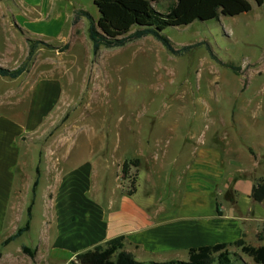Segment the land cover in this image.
Here are the masks:
<instances>
[{
	"label": "rangeland",
	"instance_id": "374dc122",
	"mask_svg": "<svg viewBox=\"0 0 264 264\" xmlns=\"http://www.w3.org/2000/svg\"><path fill=\"white\" fill-rule=\"evenodd\" d=\"M68 1L71 7L64 12L66 25L70 24L71 28L66 26L62 39L46 41L51 48L38 45L26 71L18 78L0 77V116L17 123L24 122L30 90L37 80L50 77L61 80L63 97L59 108L26 148L50 154L47 162L55 163L56 157L65 154L67 146L75 165L89 160L88 157L100 162L109 160L112 165L107 167L105 178L92 183L115 185V175H119L120 185L127 193L135 189L139 165H130L126 174L121 173V168L117 172L121 152L131 155L144 151V141L152 140L149 145H160L161 160L169 165L168 171L166 167L160 169L165 174L170 172L166 191L177 194L170 198V203L176 201L170 209H182L184 216L194 213L179 205L182 194L187 192L185 186L177 184V177L184 179L189 174L182 167L189 158V146L201 148L199 175L205 187L215 182L212 193H219V203L223 198L234 205L232 188L237 181L255 183L264 177V5L247 0L251 5L247 13L165 28L162 33L176 49L204 43L180 56L171 55L151 36L118 48L100 47L94 55L87 35L88 20L80 17L75 24L71 20L75 11L87 12L96 18V9L91 0ZM169 3L170 0H156L151 5L165 13ZM13 5L15 8L13 0H0V66L7 69L17 68L25 60L27 37L43 41L30 33L31 24L21 18L24 16L14 14L16 18H12L6 14L8 6ZM46 17L51 21L55 16ZM205 44L210 46L216 59L209 55ZM224 64L237 68V73ZM183 139L185 148L180 150L178 141ZM69 161L61 166L65 168ZM189 166L194 172V162ZM16 173L18 179L24 180L31 172L24 175L17 169ZM52 178L43 175L46 187ZM173 183L176 189H171ZM39 190L40 187L31 207L29 229L8 245V252L19 251L22 245H27L36 253L37 246L43 242ZM187 191L193 194L196 190ZM203 195L205 204L200 211L205 215L212 207L206 203V193ZM11 203L14 200L0 206L4 212L1 232L4 237L13 222L19 226L27 220L26 207L20 209L18 204L13 210ZM252 206L260 217L264 216L263 203L252 202ZM247 230L248 243L255 245L257 236L253 235V226ZM257 230L261 231L260 227ZM228 250L233 264H242V261L252 264L238 251L240 258L234 257V247ZM14 257L17 264H46L50 258L39 251L34 259L23 253ZM185 258L180 254L169 260Z\"/></svg>",
	"mask_w": 264,
	"mask_h": 264
},
{
	"label": "crops",
	"instance_id": "0c3cea01",
	"mask_svg": "<svg viewBox=\"0 0 264 264\" xmlns=\"http://www.w3.org/2000/svg\"><path fill=\"white\" fill-rule=\"evenodd\" d=\"M13 1L17 9L14 5L8 6L6 14L12 18H16L14 14L24 16L21 18L31 24L28 30L38 39L45 42L50 39H62L66 26L71 28L70 24L66 25L64 12L71 7L68 0ZM9 8L12 9L11 12ZM46 16L55 17L50 21ZM62 97L60 79H39L31 87L23 123L0 116V206L14 200V203H11L13 210L18 208V204L20 209H27V200L33 205L40 187L39 216L43 242L37 248L40 254L44 253L46 258L50 257L47 258L46 264H68L74 260L76 254L120 236L124 238V251L137 262L171 261V256L180 254L186 258L179 261H186L187 251L192 247L232 242L239 238L248 243V226H253V235L257 236L253 246L264 245V216L260 217L255 212L252 206L254 201L250 198L254 183L237 181L232 188L235 192L234 205L223 198V202L219 203V193H212L215 182L208 185L209 187L202 184V176L199 175L202 171L200 147L187 145L189 158L186 162L184 160L182 167L188 170L189 174L184 179L177 177V184L179 187L185 186L187 192L182 194L183 200L182 203L179 201V205L194 212L186 216L183 215L182 209H170L176 204V201L170 203V198L177 197V194L174 191L172 194L166 191L170 172L165 174L160 169L164 170L166 167L168 171L169 165H165L164 160H161L160 145H149L152 140L144 141V151L140 150L131 155L129 152H121L116 165L118 172L124 160H139L135 189L131 195L121 187L119 175H115V185L92 183V180L105 178L107 167L112 165L109 160L107 163L88 157L89 160L75 165L67 146L65 154L56 157L55 163L47 162L48 158L51 159L50 154L35 153L33 149L26 148L31 140L35 141L37 136L34 135L57 111ZM184 139L178 141L180 150L185 148ZM192 155L194 157L191 159ZM68 160L70 161L66 163L65 168L61 166V163ZM191 162H194V172L189 166ZM206 164L216 167L214 163ZM36 168L38 185L33 194ZM17 169L24 175L26 172L31 173L26 175L24 180L18 179ZM43 175L53 177L47 187L44 185ZM176 188L177 185L173 183L171 189ZM190 189H198L199 193L194 191L195 193L191 194L187 191ZM203 193L207 195L206 203L212 207L205 215L200 211L205 204ZM261 203L264 204V200L258 204ZM3 224L4 212L0 209V243L23 226H17L13 222L9 234L4 237L1 235ZM259 227L261 231L258 232ZM10 243L0 247V264H17L14 255L22 253L21 247L27 246L22 245L19 251L8 252ZM38 251L35 254H38Z\"/></svg>",
	"mask_w": 264,
	"mask_h": 264
},
{
	"label": "trees",
	"instance_id": "16d2710c",
	"mask_svg": "<svg viewBox=\"0 0 264 264\" xmlns=\"http://www.w3.org/2000/svg\"><path fill=\"white\" fill-rule=\"evenodd\" d=\"M155 1L91 0L93 7L96 9L97 17L93 18L87 12L75 11L72 24L77 23L80 17H85L88 20L87 35L94 55L100 47L118 48L131 41L151 36L171 55L180 56L202 46L204 43L196 42L176 49L162 33L165 28L183 27L195 21L208 22L216 20L220 16L234 17L247 13L251 9V5L247 0H170L166 12L161 13L151 5ZM254 2L258 6L264 5V0H254ZM25 40L28 45L25 60L14 69L0 66V77L18 78L26 71L27 64L32 59L38 45L51 48L46 42L37 39L27 37ZM205 49L209 52L212 59H216L209 45L205 44ZM224 65L237 73L236 70L238 69L231 66V64ZM130 165L137 167L139 160H125L121 164V173L126 174ZM35 173L36 177L32 186L33 194L38 185V168H36ZM133 192L134 190L127 192V194L131 195ZM250 198L257 203L264 200V177H260L253 184ZM31 207L32 203L26 209L27 220L25 224L5 238L0 243V247L7 245L20 237L22 233L28 231ZM258 237L260 239L261 234ZM228 247H234L236 250L233 253L234 257L240 258L238 254L240 253L249 258L252 264H264V245L253 246L242 238L232 242L192 247L187 251L186 261L137 262L129 253L124 251V238L121 236L113 238L103 245H98L90 250L76 254L74 260L68 264H233ZM21 251L30 259H34L35 250L22 246ZM242 264L245 263L242 261Z\"/></svg>",
	"mask_w": 264,
	"mask_h": 264
}]
</instances>
